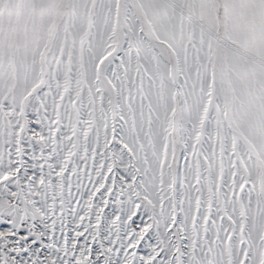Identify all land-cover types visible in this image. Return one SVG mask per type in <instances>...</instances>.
Here are the masks:
<instances>
[{
    "label": "snow or ice",
    "instance_id": "snow-or-ice-1",
    "mask_svg": "<svg viewBox=\"0 0 264 264\" xmlns=\"http://www.w3.org/2000/svg\"><path fill=\"white\" fill-rule=\"evenodd\" d=\"M0 264H264V0H0Z\"/></svg>",
    "mask_w": 264,
    "mask_h": 264
}]
</instances>
